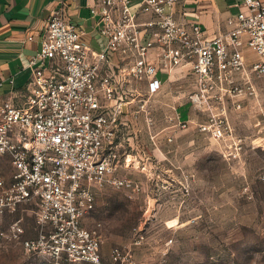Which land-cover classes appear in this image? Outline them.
<instances>
[{
    "label": "built area",
    "instance_id": "2783aa9c",
    "mask_svg": "<svg viewBox=\"0 0 264 264\" xmlns=\"http://www.w3.org/2000/svg\"><path fill=\"white\" fill-rule=\"evenodd\" d=\"M178 1L140 0L133 7L131 0H95L90 14L104 39L99 50L83 42L62 8L50 12L24 86L0 95V157L12 167L9 179L0 174V217L22 203L37 206V234L22 240L25 251L99 264L96 231L83 219L98 190L143 191L140 181L119 172L133 162L129 118L142 116L147 128L154 123L149 103L161 89L159 73L170 77L184 68L191 76L188 100L208 113L198 127L215 139L230 131L228 105L239 108V100L257 97L264 0H242L213 36L199 22L175 16ZM245 48L256 55L252 62H245ZM23 231L14 221L0 231V242Z\"/></svg>",
    "mask_w": 264,
    "mask_h": 264
},
{
    "label": "rangeland",
    "instance_id": "374dc122",
    "mask_svg": "<svg viewBox=\"0 0 264 264\" xmlns=\"http://www.w3.org/2000/svg\"><path fill=\"white\" fill-rule=\"evenodd\" d=\"M177 85L170 102L160 94L149 103V128L140 118L127 131L133 162L119 173L143 191L98 190L83 219L96 231L99 264H264V103L227 109L230 131L215 139L198 127L208 113L190 109L200 119L183 125L194 85L188 76ZM11 173L0 157V174ZM36 210L27 202L0 217V231L14 221L24 230L0 242V264H96L25 251L22 240L37 234Z\"/></svg>",
    "mask_w": 264,
    "mask_h": 264
},
{
    "label": "crops",
    "instance_id": "0c3cea01",
    "mask_svg": "<svg viewBox=\"0 0 264 264\" xmlns=\"http://www.w3.org/2000/svg\"><path fill=\"white\" fill-rule=\"evenodd\" d=\"M241 1L179 0L174 6V14L179 19L199 22L206 35L213 36L223 29L227 16L239 11ZM139 2L140 0H131L133 7ZM94 3L95 0H0V95L7 94L12 87L19 89L24 86L30 72L27 60L39 50L40 35L50 12L56 8H62L68 20L82 30L84 43L95 50L101 49L104 39L95 30L96 17L90 14V7ZM142 19H147V16H143ZM27 36H32V39L27 40ZM243 54L246 63L256 59V55L250 49L245 48ZM184 72H186L184 68H175L170 77H167L166 73H159L160 79L163 76L162 86L155 97L161 94L166 102L174 99L177 83L188 76ZM11 79L13 84L10 83ZM255 84L256 98L241 99L239 108L231 105L227 108L238 111L241 108L264 103V76L256 79ZM186 104L188 109L181 121H186V124L197 122L200 118L196 116V112L190 110L196 111V109L189 100ZM140 118L143 117L139 116L137 119ZM129 120L130 126L131 124L133 126L135 119L129 118Z\"/></svg>",
    "mask_w": 264,
    "mask_h": 264
}]
</instances>
